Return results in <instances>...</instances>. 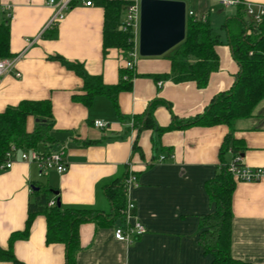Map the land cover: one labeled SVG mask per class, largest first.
<instances>
[{
  "label": "crops",
  "instance_id": "0c3cea01",
  "mask_svg": "<svg viewBox=\"0 0 264 264\" xmlns=\"http://www.w3.org/2000/svg\"><path fill=\"white\" fill-rule=\"evenodd\" d=\"M3 1L12 6L8 21L11 52L21 58L15 70L20 76L12 72L1 79L0 112L22 100H49L55 142L37 150L65 148L68 170H52L41 176L36 163L20 159L21 151L11 168L0 169V248L8 250L12 234L25 229L32 185L51 189L64 207L107 212L111 201L106 188L134 173L140 185L131 196L147 232L124 242L114 237V227L120 219L114 226L84 223L79 230L81 250L76 264H211L212 255L205 253L199 242L203 231L200 222L202 216L215 209L206 183L219 171L228 127L141 130L134 127L133 118L146 111L155 99L161 100L153 112L160 127L169 126L174 115L188 118L204 112L216 94L233 85L238 71L236 61L227 71L221 66L201 88L194 81L176 83L170 78L153 77L170 72L168 56L139 55L133 88L119 94L118 109L104 95L94 97L92 105L87 106L78 99L83 94L82 79L52 56L82 62L89 74L101 75L106 84H116L127 57L116 49L104 54V8L72 6L55 26L57 36L49 37L54 26L40 34L55 11L49 0ZM245 1L264 5V0ZM196 2V13L206 15L210 21L216 2ZM219 7L217 13L225 14V21L237 13V7ZM217 50L219 53V46ZM229 50L231 53L230 46ZM95 120L107 122L108 127H95ZM34 126V118H28L27 130L32 131ZM233 136L242 147L241 164L264 168V100L251 117L236 120ZM234 156L229 147L223 157L230 163ZM232 208V256L264 264V177L236 181ZM12 251L21 264L66 263L64 245L46 242L44 215L34 217L28 236L16 239ZM0 264L15 263L3 260Z\"/></svg>",
  "mask_w": 264,
  "mask_h": 264
},
{
  "label": "trees",
  "instance_id": "16d2710c",
  "mask_svg": "<svg viewBox=\"0 0 264 264\" xmlns=\"http://www.w3.org/2000/svg\"><path fill=\"white\" fill-rule=\"evenodd\" d=\"M132 0H95L104 8V54L111 49L123 52L126 57L134 48V36L129 30L121 29L125 6ZM243 5L237 6L235 16L225 21L228 45L233 59L238 64L233 85L219 92L211 100L204 112L188 118L174 115L167 127L158 126L154 109L161 103L155 99L141 114L133 118L134 127L138 129L154 128L158 131L180 129L193 126L212 127L226 125L229 133L220 152V168L214 178L206 183V189L215 209L201 217L203 228L199 242L205 253L212 255L211 264H254L232 256V220L233 193L236 179L228 171L229 162L224 154L231 147L236 155L241 156L239 145L233 136L236 120L251 117L254 109L264 100V16L259 22L245 18ZM49 37H56V27ZM219 35L211 26L208 18L203 20L197 14L189 15L186 24V37L171 49L168 58L171 70L168 74L153 77L170 78L181 83L194 81L201 88L206 87L212 73L220 68L218 46ZM10 47L9 22L0 23V58H13ZM61 61L69 70L74 71L83 81L82 92L78 99L91 106L94 97L106 96L118 109V96L121 92L131 91L136 76L134 68L125 64L120 69V78L116 84H106L101 75H91L85 65L79 61H69L62 56H52ZM33 117L35 126L27 130L28 118ZM54 115L49 100H22L18 105L8 106L0 112V165L6 161V155L15 146L19 150L38 149L51 146L55 142L52 136ZM125 178L118 185L107 187V196L111 209L107 212L91 207H64L52 190L40 185H32L33 198L28 203V218L23 231L13 233L8 250L0 248V261H12L21 264L13 254L12 245L18 238L28 236L32 220L37 215L46 218V242L60 243L65 247V264H76V255L81 250L79 230L84 223L93 222L99 226H114L117 220L123 219L122 211L126 207ZM52 195L55 199L52 200ZM52 205H49L50 202ZM59 203V204H58Z\"/></svg>",
  "mask_w": 264,
  "mask_h": 264
},
{
  "label": "built area",
  "instance_id": "2783aa9c",
  "mask_svg": "<svg viewBox=\"0 0 264 264\" xmlns=\"http://www.w3.org/2000/svg\"><path fill=\"white\" fill-rule=\"evenodd\" d=\"M217 4L225 7H237L243 5L245 12L249 15L253 21L259 22L264 16V5H256L245 0H211ZM49 4L55 7V11L51 18L47 21L41 33L47 29L56 26L65 17V11L69 10L76 4H82L84 6H94L95 0H49ZM187 6V5H186ZM187 17L189 15H196L197 13L193 9L186 8ZM140 15H141V0H132L124 8L123 24L121 29L129 30L134 36V48L128 54L126 58V66L134 68L136 61L139 57V29H140ZM198 15V14H197ZM203 20L206 19V15H198ZM12 17V6L9 3L0 0V23L8 22ZM32 43V40L30 41ZM21 58V55H17L13 58H0V82L5 74L15 72L16 76H20L16 72V63ZM161 83V82H160ZM159 83V84H160ZM94 126L97 128H106L108 123L103 120H95ZM21 151L15 146H12L11 150L6 155V161L0 165V169H9L14 165L15 157L18 152ZM19 157L22 161L34 162L39 168V174L45 175L49 171H57L59 173H65L68 170L66 162V150L61 147L51 151H38L37 149L22 150L19 153ZM161 160L164 156L160 157ZM242 157L236 155L228 164V171L233 175L237 181H257L264 177V168H251L241 164ZM140 185L138 176L134 173H130L125 180L126 188V207L122 211L123 219L114 227V237L116 240L129 242L132 239L139 238L147 232V228L144 223L138 218L136 214V203L131 196V192L134 188ZM51 201L49 205H52Z\"/></svg>",
  "mask_w": 264,
  "mask_h": 264
},
{
  "label": "water",
  "instance_id": "95a60500",
  "mask_svg": "<svg viewBox=\"0 0 264 264\" xmlns=\"http://www.w3.org/2000/svg\"><path fill=\"white\" fill-rule=\"evenodd\" d=\"M186 8L184 0H141L140 56H162L185 39Z\"/></svg>",
  "mask_w": 264,
  "mask_h": 264
},
{
  "label": "rangeland",
  "instance_id": "374dc122",
  "mask_svg": "<svg viewBox=\"0 0 264 264\" xmlns=\"http://www.w3.org/2000/svg\"><path fill=\"white\" fill-rule=\"evenodd\" d=\"M184 1L186 2L188 9H193L195 12L198 11L199 7H198L196 0H184ZM205 2L208 3L209 1H205ZM212 7H211L212 8L211 17L209 19H210L211 26L214 27V30L220 36V43H219V53H220V61H221L220 67L222 66L224 70L227 71L228 69H230V67H232L235 64V61L229 50L228 37H227V33L224 27V21H225L226 16L225 14L218 15L217 12L220 9V7L216 3H214ZM230 8L234 10L233 7H230ZM169 52H171V50ZM169 52H167L166 54L162 56H168Z\"/></svg>",
  "mask_w": 264,
  "mask_h": 264
}]
</instances>
